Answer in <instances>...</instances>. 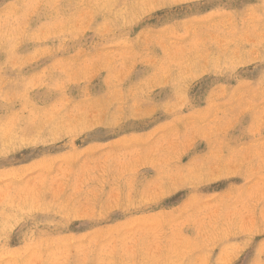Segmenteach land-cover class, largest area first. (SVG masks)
Listing matches in <instances>:
<instances>
[{
  "label": "rangeland",
  "instance_id": "rangeland-1",
  "mask_svg": "<svg viewBox=\"0 0 264 264\" xmlns=\"http://www.w3.org/2000/svg\"><path fill=\"white\" fill-rule=\"evenodd\" d=\"M0 264H264V0H0Z\"/></svg>",
  "mask_w": 264,
  "mask_h": 264
}]
</instances>
